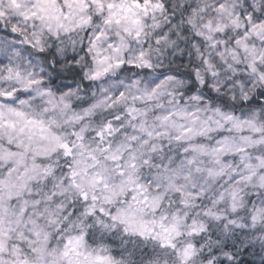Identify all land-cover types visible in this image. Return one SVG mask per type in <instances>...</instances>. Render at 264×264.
<instances>
[{
	"label": "clouds",
	"instance_id": "1",
	"mask_svg": "<svg viewBox=\"0 0 264 264\" xmlns=\"http://www.w3.org/2000/svg\"><path fill=\"white\" fill-rule=\"evenodd\" d=\"M0 264H264V0H0Z\"/></svg>",
	"mask_w": 264,
	"mask_h": 264
}]
</instances>
